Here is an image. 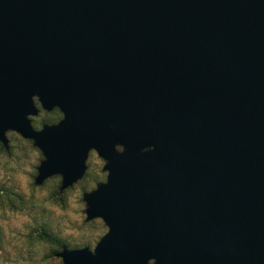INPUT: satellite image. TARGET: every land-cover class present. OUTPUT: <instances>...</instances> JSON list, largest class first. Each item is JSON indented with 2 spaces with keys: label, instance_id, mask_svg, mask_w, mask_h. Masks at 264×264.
Listing matches in <instances>:
<instances>
[{
  "label": "water",
  "instance_id": "water-1",
  "mask_svg": "<svg viewBox=\"0 0 264 264\" xmlns=\"http://www.w3.org/2000/svg\"><path fill=\"white\" fill-rule=\"evenodd\" d=\"M48 54L71 108L34 131ZM6 129L40 150L34 184L104 161L82 200L106 231L62 264H264V0H0Z\"/></svg>",
  "mask_w": 264,
  "mask_h": 264
},
{
  "label": "rangeland",
  "instance_id": "rangeland-1",
  "mask_svg": "<svg viewBox=\"0 0 264 264\" xmlns=\"http://www.w3.org/2000/svg\"><path fill=\"white\" fill-rule=\"evenodd\" d=\"M6 135L9 148L0 147V264H62L56 247L37 237L41 228L69 249L92 250L106 226L99 218L85 220L82 194L105 180L104 161L91 150L81 178L58 191L59 175L34 184L41 155L31 142Z\"/></svg>",
  "mask_w": 264,
  "mask_h": 264
},
{
  "label": "flooded vegetation",
  "instance_id": "flooded-vegetation-1",
  "mask_svg": "<svg viewBox=\"0 0 264 264\" xmlns=\"http://www.w3.org/2000/svg\"><path fill=\"white\" fill-rule=\"evenodd\" d=\"M51 55L53 54L47 55L50 61L48 62L45 61L44 63L41 64L39 70L38 87L35 88V91L30 97L31 104L35 109V112L34 113L28 112L25 115L31 129L34 131H40L46 127L55 126L64 119L65 109L63 107V103H66L64 101L66 98L69 102V107L71 106V100H72L71 96L73 92L72 85L71 83H69L67 87H63L64 91L62 92L60 85V78L55 68V62L51 61L50 58ZM70 108H69V112H70ZM8 132L15 133L20 137V139H23L24 141L27 142H31L32 146H34L33 140L31 138L22 137L20 133H18L13 129H6L3 134L6 139L7 147H4V145L0 141V147L5 151L8 150L10 145L8 137L6 135V133ZM34 147L39 151L41 155V159L39 160L40 162L43 159V156L40 150L36 146ZM116 149L119 150L120 147L116 146ZM90 151L91 150H89L88 153Z\"/></svg>",
  "mask_w": 264,
  "mask_h": 264
},
{
  "label": "trees",
  "instance_id": "trees-1",
  "mask_svg": "<svg viewBox=\"0 0 264 264\" xmlns=\"http://www.w3.org/2000/svg\"><path fill=\"white\" fill-rule=\"evenodd\" d=\"M37 237L40 240H42V241H44L50 245L55 246L56 247L55 251H59V248H61V246H65L66 248H69L68 245L64 244V242L61 239L54 236L51 232L47 231L45 228H41V230L37 233ZM55 253H54V255H55Z\"/></svg>",
  "mask_w": 264,
  "mask_h": 264
}]
</instances>
